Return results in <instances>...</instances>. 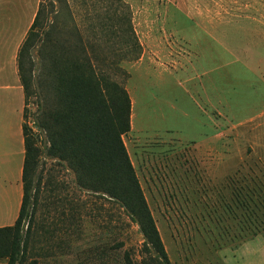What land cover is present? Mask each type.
Returning a JSON list of instances; mask_svg holds the SVG:
<instances>
[{
  "label": "rangeland",
  "instance_id": "obj_1",
  "mask_svg": "<svg viewBox=\"0 0 264 264\" xmlns=\"http://www.w3.org/2000/svg\"><path fill=\"white\" fill-rule=\"evenodd\" d=\"M144 1L133 8L126 4L129 9L116 0H60L53 8L46 1L42 22L54 19L64 37L76 29L96 70L128 92L130 130L122 139L170 263L264 264L261 234L234 248L244 238H234L239 228L234 190L264 187V28L234 27V0H191L195 7L222 13V21L211 24L222 35L221 48L198 29L197 20L143 18L141 11L148 9L162 13L169 7L170 15L176 13L167 0ZM255 1L254 10L264 15V0ZM121 17L130 18L140 52L128 45L124 22H116ZM175 22L181 49L172 50L168 39H175L163 32H172ZM181 37L192 41L190 47L179 44ZM234 54L243 62H235ZM32 60L37 70L33 52ZM37 74L24 108V123L34 131L37 106L48 92L41 89L38 96ZM15 103L3 109L13 113ZM5 138L0 136L4 157L9 142L16 145ZM43 139L40 134V146ZM17 164L11 165L14 207L5 211L0 203L4 226L18 214ZM4 167L7 159L1 158L0 173ZM39 170L42 188L24 264H124L125 253L140 264L143 238L119 206L79 191L72 172L54 161L42 159Z\"/></svg>",
  "mask_w": 264,
  "mask_h": 264
},
{
  "label": "trees",
  "instance_id": "obj_2",
  "mask_svg": "<svg viewBox=\"0 0 264 264\" xmlns=\"http://www.w3.org/2000/svg\"><path fill=\"white\" fill-rule=\"evenodd\" d=\"M46 1L53 8L54 2L60 0H40L17 56L25 103L32 94L35 71L38 72L35 78L38 96H42L43 90L48 92L37 106L33 122L36 131L26 123L22 125V199L14 224L0 228V261L26 262L42 188L39 167L44 159L70 170L79 191L119 206L143 238L144 257L140 264H171L122 139L130 130L129 94L121 84L96 70L76 29L64 37L54 19L42 22L46 18ZM116 1L126 5L122 0ZM116 22H124L122 32L127 35L128 45L140 52L141 45L130 18L121 17ZM32 52L38 59L37 70ZM40 134L44 135L42 146ZM254 187L241 186L234 190V222L239 227L234 238L244 235L234 243V248L249 236L261 234L264 239V187ZM123 261L134 264L127 253ZM28 264L37 262L31 260Z\"/></svg>",
  "mask_w": 264,
  "mask_h": 264
},
{
  "label": "crops",
  "instance_id": "obj_3",
  "mask_svg": "<svg viewBox=\"0 0 264 264\" xmlns=\"http://www.w3.org/2000/svg\"><path fill=\"white\" fill-rule=\"evenodd\" d=\"M122 1L127 5L130 4L131 8L138 7V2L143 5L147 4L144 0ZM190 1L191 0H167L168 3H172V5H174L173 7L176 12L175 14L170 15L168 7V9L165 12L163 11L162 13L158 10L154 12V10L148 9L141 11V15L143 18H155L157 20L161 17L168 18L169 16L170 18L175 19L177 15L189 21L197 20L196 26L198 27V29L202 31L204 35H206L208 39H210V41H212L215 45L222 48V46H224L222 40L218 39V36L222 35L211 26L212 19H222V13H210L207 11V5L200 6V8H198L197 6L195 7ZM255 2V0H234V14L231 17L234 20L232 21L234 22V27H237L242 23H247L251 26H260L264 28V15L259 14L254 10ZM39 3L40 0H0V8L3 5H7L6 10L3 11L2 9V11H0V97L4 98L1 105L3 106V108L9 107L11 104V100L13 99L16 101L15 106L17 107L18 105L17 109L15 107L13 113H11V110L9 112V110L7 111L3 108L1 109L2 113H0V136H7V138L15 140L16 142V145L14 146L8 140L9 147L6 148L7 151H5L4 153L5 157L0 154V161L1 158L3 159V161H5V158L7 159V167L2 168L0 173V203L2 204V209L5 211L14 207L15 184L11 181V178H13L14 174L11 165L14 160H18V164L15 170L18 175V211L22 199V167L24 160L22 125L24 123L23 113L25 108V98L18 75L17 56L19 49L33 23ZM240 3L247 5L240 9L237 7ZM175 4L180 5L176 6ZM219 6L221 8V2L219 3ZM27 10H29V12H27ZM172 27V32L165 27H161L163 29L165 28V31H162L163 34H166L169 38H172L171 36L174 37L173 34H177L176 29L178 27V23H173ZM155 28L156 27L154 26L153 32L155 31ZM156 32L160 33V30L157 28ZM174 39L175 42H170L168 39L169 47L172 48V50L176 48L181 49L176 43V37H174ZM179 39L181 41H179ZM179 39V44L183 46L188 45V47H190L189 45L192 42L191 40L187 41L185 37H181ZM234 61L243 62L235 54ZM244 64H250L248 58H246V63ZM10 113L12 115L9 118ZM7 138L3 140H7ZM12 220L13 222L11 225H13L16 220L15 216L12 217ZM6 226L1 224L0 228ZM262 241L264 244V239H261V242ZM258 242L259 239H256L251 243H248L247 247H251ZM0 264H6V262L0 261ZM244 264H248V260Z\"/></svg>",
  "mask_w": 264,
  "mask_h": 264
}]
</instances>
